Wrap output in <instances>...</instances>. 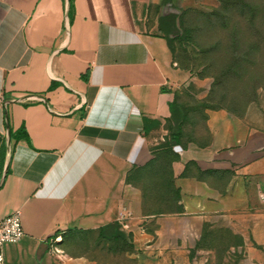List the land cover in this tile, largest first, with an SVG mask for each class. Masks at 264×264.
<instances>
[{
  "label": "crops",
  "instance_id": "0c3cea01",
  "mask_svg": "<svg viewBox=\"0 0 264 264\" xmlns=\"http://www.w3.org/2000/svg\"><path fill=\"white\" fill-rule=\"evenodd\" d=\"M156 2L0 0V219L20 210L25 230L4 264H193L208 224L264 264V133L245 118L206 110L174 164L181 211L144 212L127 181L181 118L171 104L190 77L150 19ZM127 211L133 251H96Z\"/></svg>",
  "mask_w": 264,
  "mask_h": 264
},
{
  "label": "rangeland",
  "instance_id": "374dc122",
  "mask_svg": "<svg viewBox=\"0 0 264 264\" xmlns=\"http://www.w3.org/2000/svg\"><path fill=\"white\" fill-rule=\"evenodd\" d=\"M156 1L151 20L158 19L167 2L181 10L182 33L174 38L173 53L190 75L177 90L189 117L181 143L167 123L153 140L149 161L131 173V184L143 193L144 212L166 208L160 186L175 178L174 164L183 148L197 141L199 132L205 135L206 110L227 109L264 133V0ZM79 245L83 251L85 246ZM105 248L97 246L96 251ZM189 256L193 264H250L243 236L227 225L203 226Z\"/></svg>",
  "mask_w": 264,
  "mask_h": 264
},
{
  "label": "trees",
  "instance_id": "16d2710c",
  "mask_svg": "<svg viewBox=\"0 0 264 264\" xmlns=\"http://www.w3.org/2000/svg\"><path fill=\"white\" fill-rule=\"evenodd\" d=\"M181 16V15H180ZM176 14H170L167 16H159L158 22H159V29L160 31L165 35L167 40L169 41V45L173 49V42L174 38L181 36L182 31L180 30L179 18ZM173 34L174 37H170V35ZM179 106L181 108L182 116L181 118L176 121L174 124H170L172 136L175 138V141L182 142V138L186 136L185 132V124L187 122V119L189 117V110L187 109L186 105L182 104L178 99L177 95L175 98V101L171 104V107ZM224 109V108H223ZM181 140V141H180ZM134 168L131 170L127 177V181L131 183L132 174H134ZM132 173V174H131ZM175 179L171 178L169 181H167L164 185L160 186L161 190L159 192L160 194V201L162 204L166 205V208H162V210H153V211H147V213H161L165 211H181V205H179V199H180V193L179 189L175 186ZM154 187H157L156 185H153ZM165 188V190H163ZM98 235L96 238L97 245H95V248L97 249V246H101L100 244H106L108 243V246H105L108 252H111L113 254L117 255H124L126 253H130L133 251L134 246L132 243V239L130 234L126 233L122 226L118 222H112L109 223L103 227H101L98 231ZM85 238L86 236H80Z\"/></svg>",
  "mask_w": 264,
  "mask_h": 264
},
{
  "label": "built area",
  "instance_id": "2783aa9c",
  "mask_svg": "<svg viewBox=\"0 0 264 264\" xmlns=\"http://www.w3.org/2000/svg\"><path fill=\"white\" fill-rule=\"evenodd\" d=\"M132 217L131 212L121 213L119 222L123 229L129 228V223L126 222ZM25 235V230L22 223V214L20 210L6 215L0 219V264L5 263L4 247L9 243H17L22 240Z\"/></svg>",
  "mask_w": 264,
  "mask_h": 264
},
{
  "label": "water",
  "instance_id": "95a60500",
  "mask_svg": "<svg viewBox=\"0 0 264 264\" xmlns=\"http://www.w3.org/2000/svg\"><path fill=\"white\" fill-rule=\"evenodd\" d=\"M173 5H174L173 2H167V3L163 4L161 6V12H160L159 16H167L170 14H176L179 17L181 14V10H179L176 6H173ZM178 25H179V23H178ZM170 37H174V35L171 34ZM6 119H7V115H6Z\"/></svg>",
  "mask_w": 264,
  "mask_h": 264
}]
</instances>
